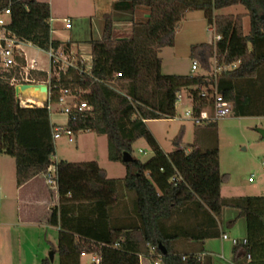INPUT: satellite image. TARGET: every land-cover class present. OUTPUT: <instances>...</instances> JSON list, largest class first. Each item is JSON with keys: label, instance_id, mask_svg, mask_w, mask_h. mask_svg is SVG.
<instances>
[{"label": "trees", "instance_id": "trees-1", "mask_svg": "<svg viewBox=\"0 0 264 264\" xmlns=\"http://www.w3.org/2000/svg\"><path fill=\"white\" fill-rule=\"evenodd\" d=\"M10 2L6 31L42 51L59 47L69 50L71 42L50 38L47 3ZM7 4L8 0H0V9ZM177 6L181 7L179 11L175 10ZM206 6L214 11L241 6L245 13L213 16V31L219 39L192 45L189 58L204 71H208L213 55L220 64L234 66L217 80L218 91L232 104V116L264 117V23L260 17L264 15V0H211L210 4L193 0H114V13L130 12L133 16L143 11L146 18H131V36L114 39V16L105 14L101 38L87 42L90 74L69 69L50 80L53 93L70 89L78 95V102L91 108L71 113L65 127L74 134L104 136L108 161L125 168L122 181L108 179L95 162L54 163V125L49 111L21 108L14 94L11 80L20 78L23 59L17 57V66L0 74V154L14 160L17 187L44 175L55 164L58 204L50 210L47 224L77 236L76 253L91 255L100 247H116L122 255L149 257L152 264L159 254L161 264H209V259L201 263L196 254L180 247L184 242L218 238L222 210L229 208L244 219L246 240V245L232 247L231 263L264 264V196L223 199L224 176L217 149L203 150L195 145L181 148V129L173 140L175 150L165 153L146 126L148 121L173 119L177 95L182 92L191 97L195 111L201 109L202 101L193 88L207 86L206 77L161 74L159 52L174 45L179 13ZM245 17L249 20L247 34L243 32ZM46 81L47 73L30 71L28 82L22 84ZM54 98L52 95L51 101ZM216 125L194 126L212 129ZM141 139L151 151V158L144 163L132 156L133 144ZM124 154L133 161L122 162ZM120 182L126 194L133 195L129 209L118 208ZM52 252L61 257L69 254L66 246ZM39 264L50 262L44 258Z\"/></svg>", "mask_w": 264, "mask_h": 264}, {"label": "rangeland", "instance_id": "rangeland-1", "mask_svg": "<svg viewBox=\"0 0 264 264\" xmlns=\"http://www.w3.org/2000/svg\"><path fill=\"white\" fill-rule=\"evenodd\" d=\"M45 2L50 9V38L60 43L71 42L74 49L82 48L87 53V41L99 40L104 26V14H112L119 18H131L130 12L114 13V0H35ZM210 4L211 0H193ZM181 7L177 6L176 11ZM238 15L244 14L241 6H233L214 11L210 6L179 13L178 31L174 45L160 50V72L163 75L190 74V47L209 41L215 42L212 27V14ZM143 11L135 12V20H143ZM64 20H69L71 28H65ZM249 20L243 19V32L247 34ZM131 36V29L126 22L113 23L112 37L124 39ZM79 43V44H77ZM87 46V47H86ZM26 59L36 57L38 69L49 72L48 58L45 52L28 44L21 45ZM214 55L210 59L208 71L213 69ZM236 65V64H235ZM43 84V83H40ZM176 102V115L173 119L148 121L147 129L158 143L161 150L169 153L175 150L173 140L182 129L181 148L190 149L197 146L200 149H217L219 155L220 173L224 176L221 187L223 199L238 197L264 196V137L258 130L264 131V117L237 118L230 116L217 122L212 129L196 128L193 123L184 118V111L189 108L185 93ZM55 106L52 107L50 120L52 124H62L65 116H57ZM64 124V123H63ZM197 140V141H196ZM198 142V143H197ZM53 161L69 164L95 162L99 169L106 173L108 179L122 181L125 168L120 163L109 162L107 159V142L104 136L92 132H78L72 136V143L65 136L55 140ZM197 144V145H196ZM132 156L146 162L151 158V151L144 140L136 141L132 146ZM56 158V159H55ZM250 179V180H249ZM118 208H130L132 194H126L123 183L118 184ZM15 162L12 158L0 154V264H37L38 260L46 258L50 261L51 245L56 246L55 233L46 230L42 224L47 216L40 200H24L15 196ZM125 194V198H123ZM22 198V197H21ZM234 210L225 209L221 221L233 220ZM243 218L241 222L243 223ZM236 225V230L240 227ZM229 237L235 233L230 227L223 226ZM47 231L46 239H43ZM51 242V243H48ZM181 242V241H178ZM224 245H227L224 243ZM90 255L80 259V264L87 263ZM53 264H60L56 256Z\"/></svg>", "mask_w": 264, "mask_h": 264}, {"label": "built area", "instance_id": "built-area-1", "mask_svg": "<svg viewBox=\"0 0 264 264\" xmlns=\"http://www.w3.org/2000/svg\"><path fill=\"white\" fill-rule=\"evenodd\" d=\"M10 6L11 2L8 0L7 7L0 9V74L7 72V70L17 66L16 58H21L24 61L23 66L20 67L19 79L11 80L12 85H22V82H28V75L30 71H36V60L31 59L30 63L27 62L21 45L28 44L21 42L16 36L6 31L5 27L10 23ZM65 28L70 29V21L64 20ZM219 37H215L217 41ZM29 45V44H28ZM42 51V50H41ZM46 53L49 64V72L47 73V81L43 84L48 87L47 100L45 102H37L35 100L22 98L18 96V104L21 108H45L51 114L52 107L55 106V113L65 116L66 118L71 113H83L91 111V108L84 102H78V95L70 89H60L53 93L50 88V80L59 77L60 73H65L67 70L72 69L78 71L80 74L89 75L91 71V55L90 50L85 53L82 48L74 49L72 46L68 51L62 47L57 49L49 48ZM234 66H225L220 64L216 57L213 59V69L209 74L199 73L200 68L197 61H191L190 73L192 75H203L208 81L207 86L193 88L198 93L202 101V107L197 112L193 106L191 97L185 93L189 108L184 111V118L191 121L193 125L204 127L208 123H217L221 120L227 119L232 116V104L224 100L221 93L218 91L217 80L218 77L226 70L233 69ZM117 76H120L118 74ZM181 93L177 95V101L181 99ZM184 94V93H183ZM54 95V100L51 97ZM176 101V102H177ZM52 138L53 140L65 136L69 143H72V136L74 133L64 124H53ZM264 172V164L262 167ZM45 183L51 188L56 190V166L51 164L44 173ZM250 180V179H249ZM222 240L229 241L232 247L241 243L246 245L245 239L229 238L222 235ZM84 255V254H81ZM249 259V256H247ZM93 264H99L96 258H92ZM153 264H161V255H157V259Z\"/></svg>", "mask_w": 264, "mask_h": 264}, {"label": "crops", "instance_id": "crops-1", "mask_svg": "<svg viewBox=\"0 0 264 264\" xmlns=\"http://www.w3.org/2000/svg\"><path fill=\"white\" fill-rule=\"evenodd\" d=\"M212 15L215 16L218 14L213 13ZM133 16L131 18L135 19V13ZM131 18H119V17L114 16V23L115 22H126V24H128V26L131 29V22H130ZM145 18L146 16L143 15V19ZM90 40H93V39H90ZM87 42L86 44L85 43L83 44L88 46ZM31 59L36 60V71H41L37 67L38 60L36 59V57L31 58ZM31 59H26V60L28 63H30ZM41 72L47 73V71H41ZM22 98L30 99L28 97H22ZM57 116H60V114H57ZM65 122H66V117L64 121L62 122V124ZM50 123L52 124L51 120H50ZM54 150H55V147H54ZM57 161L58 159H56L53 162L56 163ZM15 196L19 197L20 199L27 200V201L31 199L40 200V204L43 205L44 210L45 209L47 210V216L43 220L42 224L44 225V228L46 230H51L55 233V239H56L55 245L56 246H54L53 244H50L51 249L56 251L60 246H66L68 248L69 254L64 257H61L57 254H53L52 252L53 259H52V262H50V264H53L56 256L59 257L60 264H80V259L86 258L88 256L87 254L81 255L75 252L74 245L78 241L77 236L69 235L65 231H61L60 228L52 227L47 224L50 210L53 207L57 206L58 204V197L56 194V190L51 188L45 183V179L43 175L36 176L35 178L29 180L28 182H26L24 185L20 187L16 186ZM225 209H229V208H223L222 210L221 217L219 220L220 235L218 238L206 239L203 242H184V244H182L180 248L184 247L183 249L185 250L184 252L196 254L199 257L201 263L209 259L210 261L209 264H232L231 263L232 245L230 244L229 241L222 240V235H226L227 237H229L227 233L223 230V226L230 227L235 232L233 236L229 238H235V239L241 240V239H244L245 237V221H243L242 224L239 223L241 222L242 218L238 217L239 212L237 210H234L235 213H233L232 215V217L234 218L231 221L235 220V223L231 226H228V223H230L231 221L229 222L226 221L224 223L221 221V218L223 216V212ZM237 223H239L240 225V227H238V230H236ZM46 237H47V231L44 232L43 239H46ZM48 243H51V242L48 241ZM224 243L228 244V246L224 245ZM92 258H96L99 261V264H152L149 257L143 256V255H137V256H132V257L127 256V255H122L117 251L116 247H100L98 253L91 254L89 261L83 264H92ZM40 260H38L37 264H39Z\"/></svg>", "mask_w": 264, "mask_h": 264}, {"label": "water", "instance_id": "water-1", "mask_svg": "<svg viewBox=\"0 0 264 264\" xmlns=\"http://www.w3.org/2000/svg\"><path fill=\"white\" fill-rule=\"evenodd\" d=\"M260 17L264 23V15H261ZM14 94L16 98H18V96L20 95L22 97L31 98L37 102H45L47 100L48 87L45 84H33V83L17 85L14 87ZM258 132L262 137H264L263 130H258ZM132 161L133 159L129 154L123 155L122 162L131 163ZM160 251L162 254H164V251L161 250V248ZM52 259H53V254L50 253V261H52Z\"/></svg>", "mask_w": 264, "mask_h": 264}, {"label": "bare ground", "instance_id": "bare-ground-1", "mask_svg": "<svg viewBox=\"0 0 264 264\" xmlns=\"http://www.w3.org/2000/svg\"><path fill=\"white\" fill-rule=\"evenodd\" d=\"M30 100H33V99L30 98Z\"/></svg>", "mask_w": 264, "mask_h": 264}]
</instances>
